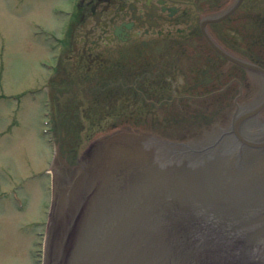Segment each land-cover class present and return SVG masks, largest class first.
<instances>
[{"label":"flooded vegetation","instance_id":"flooded-vegetation-1","mask_svg":"<svg viewBox=\"0 0 264 264\" xmlns=\"http://www.w3.org/2000/svg\"><path fill=\"white\" fill-rule=\"evenodd\" d=\"M54 33L40 50L36 94L58 150V188L65 172L109 153L152 163L212 153L224 140L178 130L181 110L201 95L232 102L223 139L264 102V0H69ZM252 85L255 96L241 103ZM262 113L249 128L264 126Z\"/></svg>","mask_w":264,"mask_h":264},{"label":"water","instance_id":"water-1","mask_svg":"<svg viewBox=\"0 0 264 264\" xmlns=\"http://www.w3.org/2000/svg\"><path fill=\"white\" fill-rule=\"evenodd\" d=\"M251 88L241 103L255 96ZM219 94L181 110L179 135L215 138L212 145L222 139L235 110ZM257 139L242 162L227 160L224 169L220 161L158 168L110 153L88 164L53 212L44 264H264V136ZM216 144L235 157L228 142ZM215 157L167 162L198 167ZM204 173L213 176L199 179Z\"/></svg>","mask_w":264,"mask_h":264},{"label":"rangeland","instance_id":"rangeland-1","mask_svg":"<svg viewBox=\"0 0 264 264\" xmlns=\"http://www.w3.org/2000/svg\"><path fill=\"white\" fill-rule=\"evenodd\" d=\"M68 3L0 0V264H42L54 166L39 102L13 97L37 88L49 36L41 31L53 33Z\"/></svg>","mask_w":264,"mask_h":264}]
</instances>
